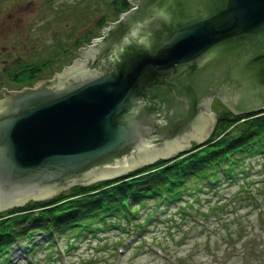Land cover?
<instances>
[{
    "label": "water",
    "instance_id": "obj_1",
    "mask_svg": "<svg viewBox=\"0 0 264 264\" xmlns=\"http://www.w3.org/2000/svg\"><path fill=\"white\" fill-rule=\"evenodd\" d=\"M147 1L140 13L164 24L155 34L152 52L120 37L114 30L118 23H109L101 35L112 32L115 39H93L81 48V56L87 58L90 48L102 51L119 41L113 70L96 73L81 60L55 73L46 85L4 91L0 212L30 200L50 199L74 185L118 178L158 159L173 158L188 150L191 140L201 144L209 136L205 113L191 116L193 108L184 117L191 131L177 136L175 130H160L162 143L145 137L154 115L142 104L140 89H154L163 77L177 95L185 90L187 102L197 107L203 92L190 89V73L234 48L224 47L225 41L264 34V0H223L221 8L189 19L177 11L174 0ZM140 28L133 27V34L146 33ZM148 31L156 32L152 27ZM124 50L132 52L127 55ZM258 59H244L231 69L229 78L237 89L228 105L235 112L264 108V53ZM205 79L204 86L212 82ZM156 96L161 102L177 101L171 94ZM208 114L214 118L213 112Z\"/></svg>",
    "mask_w": 264,
    "mask_h": 264
},
{
    "label": "rangeland",
    "instance_id": "obj_2",
    "mask_svg": "<svg viewBox=\"0 0 264 264\" xmlns=\"http://www.w3.org/2000/svg\"><path fill=\"white\" fill-rule=\"evenodd\" d=\"M110 2L0 0V86L10 84L2 77L4 69H17L18 62L46 63L37 78L69 66L77 51L74 40L82 42L94 30L91 35L98 38L96 22L116 18ZM261 112L264 108L240 116ZM241 163L243 173L209 190L204 186L197 200L186 194L185 202L149 199L134 206L138 214L131 220L109 216L97 221L98 229L80 235L65 229L50 237L41 232L28 248L13 243L0 264H264V193L251 205L244 199L258 187L264 190V153Z\"/></svg>",
    "mask_w": 264,
    "mask_h": 264
},
{
    "label": "trees",
    "instance_id": "obj_3",
    "mask_svg": "<svg viewBox=\"0 0 264 264\" xmlns=\"http://www.w3.org/2000/svg\"><path fill=\"white\" fill-rule=\"evenodd\" d=\"M110 5L116 15L128 8L127 0H111ZM210 5L213 6L211 11H215L224 5V1L211 0ZM105 21L107 19L97 21L96 30ZM87 32L82 42L74 40V47L84 45L94 37L91 34L95 30ZM154 46L155 41L149 51L152 52ZM45 65L18 62L14 66L18 71L13 67L4 69L2 77L24 84L37 78ZM159 78L160 81H167ZM222 115L213 134L202 145L194 144L175 158L159 159L116 179L74 185L51 199L30 201L0 213V256L15 242L28 248L35 235L41 232L50 237L65 229L80 235L85 230L98 229L97 221L104 222L109 216H125L131 220L138 214L134 206H143L149 199H155L157 203H172L187 198L184 197L186 194L197 200L204 186L209 190L222 179L234 180L238 173L244 172L239 165L246 156L264 153V114L231 116L226 111ZM256 189L244 196L247 205L261 200L260 194L264 190L260 187ZM152 213L145 215L146 221Z\"/></svg>",
    "mask_w": 264,
    "mask_h": 264
},
{
    "label": "flooded vegetation",
    "instance_id": "obj_4",
    "mask_svg": "<svg viewBox=\"0 0 264 264\" xmlns=\"http://www.w3.org/2000/svg\"><path fill=\"white\" fill-rule=\"evenodd\" d=\"M147 2V0H127L128 8H126L125 11L118 12L116 18L112 21H106V24L118 23V27H116L114 30L120 31V37L126 36L128 37V40L135 44V46H144L149 50L150 48L152 49L151 46L153 41L156 40L155 34L161 30L160 27H162L164 24H162L161 20L159 19L158 21H155V18L151 15H148V17L145 18L144 13H140L141 11L139 10H141ZM174 2L176 5L175 8L184 15L185 19H189L196 14L206 13L207 11H211L213 9V6L210 5L211 0H174ZM121 14L124 15L123 18H121ZM147 19L150 20L147 22ZM186 22L187 20L183 21L182 24H186ZM136 25L141 27V31L145 29L146 33L142 35L133 34V27ZM150 27L155 29L156 32L154 34L148 31ZM98 36L104 37L101 34ZM105 37L108 40L115 39V34L110 32V34ZM91 40L92 38L89 41ZM89 44H91V42L85 43L84 46ZM222 45L224 47L230 45L234 46V48H232L230 51H227L220 58L210 62L209 65L200 69H196L193 71V73H190L192 76L190 89L194 93H198L201 90L203 92L199 95L197 107H192L191 104L187 102L185 90L181 92L182 96H179L175 92L174 85L168 83L165 80L160 81L162 84L156 85L154 89L145 88L144 91H140L139 95L142 98V104H144L147 109H149L150 113L154 115V120H151V126H149L145 137H151L153 142L160 141L159 143H162L163 141L159 132L160 130H175L177 132V136H181L182 134L191 131V127L186 123V121H184V117L185 114L190 113L193 108L194 111L190 114L191 116L199 115L201 110H203L205 113L204 118L206 120V127H204V130L206 129L205 132L207 131L208 133H211L215 129L216 125L223 117L222 113L229 111L233 116L236 114L240 115L246 113L235 112L228 105L229 101L231 100L230 96L233 94L234 90L237 89V86H235L236 84L233 83L232 79L229 78V74L231 69L244 59H253L259 61L258 56L264 53V34H259L257 36L243 35L235 37L229 41H225ZM96 47L92 52L91 48L88 51V56L85 61L88 69L90 68L96 73L101 72L99 70H102V73L113 70L115 62L119 60L117 57V54L120 50L119 41L117 44L109 45L107 49L102 51H99L96 49ZM131 52L132 51H126L125 54L130 55ZM81 54L82 53L77 50L75 52V58L72 59L69 65H72L74 62H80L82 60L80 58ZM65 66L66 65H63L60 72L63 71ZM53 75L50 78H33L32 81L27 82L25 85L14 81H9L10 84L0 86V99L3 98L4 91L21 90L22 88L29 87L32 88L41 84L46 85L47 81L50 80ZM207 77H209L212 82L210 81L211 83H207L204 86L203 82L206 81L205 78ZM227 90H231L230 95H227ZM157 94H171V96L173 95L174 98L175 96L177 97V101H175V103L171 100L161 102L159 99L157 100ZM217 105H219V107H217ZM208 112H213L214 118L210 117ZM191 116H189V118Z\"/></svg>",
    "mask_w": 264,
    "mask_h": 264
}]
</instances>
